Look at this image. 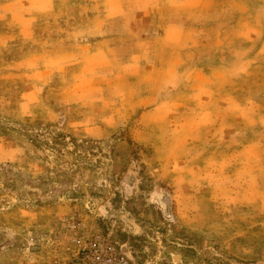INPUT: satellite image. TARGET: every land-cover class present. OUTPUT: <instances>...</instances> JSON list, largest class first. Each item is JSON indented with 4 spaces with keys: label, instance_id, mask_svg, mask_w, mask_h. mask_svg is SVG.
<instances>
[{
    "label": "rangeland",
    "instance_id": "374dc122",
    "mask_svg": "<svg viewBox=\"0 0 264 264\" xmlns=\"http://www.w3.org/2000/svg\"><path fill=\"white\" fill-rule=\"evenodd\" d=\"M263 38L264 0H0V264L70 258L71 218L136 264H264L237 190L264 170Z\"/></svg>",
    "mask_w": 264,
    "mask_h": 264
},
{
    "label": "built area",
    "instance_id": "2783aa9c",
    "mask_svg": "<svg viewBox=\"0 0 264 264\" xmlns=\"http://www.w3.org/2000/svg\"><path fill=\"white\" fill-rule=\"evenodd\" d=\"M66 231L71 235L73 255L55 264H136L121 248L125 246L115 240L111 233L87 230L75 218L66 221Z\"/></svg>",
    "mask_w": 264,
    "mask_h": 264
},
{
    "label": "crops",
    "instance_id": "0c3cea01",
    "mask_svg": "<svg viewBox=\"0 0 264 264\" xmlns=\"http://www.w3.org/2000/svg\"><path fill=\"white\" fill-rule=\"evenodd\" d=\"M249 1H256V0H249ZM36 4H41L42 2L40 1H35ZM34 12H39L41 13V11H33L32 14H35ZM28 26V25H26ZM25 27V26H24ZM261 48L256 52V56H261V59H264V38L263 41L260 43ZM252 59V58H251ZM262 140V139H261ZM264 175V170L261 172H258L257 174H254V176H252L250 178V183L248 182L247 185L245 187H243L242 189L240 187H237L238 193L242 196L241 198L239 197V200H242V198L244 197H250L251 200L257 201L260 197L264 198V180L260 177V174ZM217 177L221 178V179H225L226 176H224L223 174H218ZM256 183L261 185V192L262 194H257V197L254 196L253 193V187L256 186ZM264 202V199L262 200Z\"/></svg>",
    "mask_w": 264,
    "mask_h": 264
},
{
    "label": "water",
    "instance_id": "95a60500",
    "mask_svg": "<svg viewBox=\"0 0 264 264\" xmlns=\"http://www.w3.org/2000/svg\"><path fill=\"white\" fill-rule=\"evenodd\" d=\"M121 250H122L127 256H130V252L128 251V249H127L125 246H123V247L121 248Z\"/></svg>",
    "mask_w": 264,
    "mask_h": 264
},
{
    "label": "trees",
    "instance_id": "16d2710c",
    "mask_svg": "<svg viewBox=\"0 0 264 264\" xmlns=\"http://www.w3.org/2000/svg\"><path fill=\"white\" fill-rule=\"evenodd\" d=\"M123 243V242H122Z\"/></svg>",
    "mask_w": 264,
    "mask_h": 264
}]
</instances>
